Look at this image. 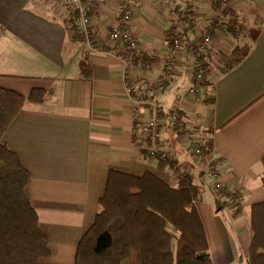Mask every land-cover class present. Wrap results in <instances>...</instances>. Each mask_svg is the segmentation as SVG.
<instances>
[{"label": "crops", "instance_id": "1", "mask_svg": "<svg viewBox=\"0 0 264 264\" xmlns=\"http://www.w3.org/2000/svg\"><path fill=\"white\" fill-rule=\"evenodd\" d=\"M131 1L140 46L134 73L147 85L164 79L165 90L149 87L148 94L164 111L179 108L194 131L189 139L161 123L149 143L168 153L176 168L137 143L152 115L148 107H135L124 65L108 52L121 0H108L93 17L99 51L88 50L68 28L67 9L55 12L48 0H0V87L26 97L37 87L52 89L42 103L27 100L3 136L31 170L26 191L52 249L41 262L75 264L80 239L100 210L109 170L117 169L150 171L172 186L181 173L189 174L200 188L197 208L214 264H249L251 207L264 201V0H229L234 13L224 19L237 18L236 35L220 26L212 32L214 0ZM175 25L186 44L178 68L166 76ZM205 27L213 36L208 75L189 94L196 83L193 47ZM244 44L251 45L249 53L228 67L234 48ZM84 51L91 78L80 73ZM202 139H212L213 150L195 155L194 142ZM210 166L219 170L222 188L239 192L241 200L218 210L217 199L228 197L215 189Z\"/></svg>", "mask_w": 264, "mask_h": 264}, {"label": "trees", "instance_id": "2", "mask_svg": "<svg viewBox=\"0 0 264 264\" xmlns=\"http://www.w3.org/2000/svg\"><path fill=\"white\" fill-rule=\"evenodd\" d=\"M213 5L218 10L220 0H214ZM232 13L230 7L224 18ZM64 21L73 29L77 16H65ZM237 24V19L225 21L215 16L212 32L214 26H220L236 35ZM250 49L249 44L236 46L228 67L241 62ZM79 67L82 76L91 78L88 51L83 52ZM51 90L37 87L26 97L0 87V264H44L41 259L52 253L26 191L31 170L3 141L23 104L27 100L46 101ZM166 116L162 110L160 117ZM212 150V139H208L202 153L209 154ZM162 159L176 168L169 156ZM179 177V184L172 186L150 171L137 175L110 169L105 192L99 200L100 210L80 239L75 264H214L197 208L200 188L189 174L181 173ZM262 179L264 184V175ZM218 192L228 197L225 201L217 199L218 210L243 197L225 188ZM250 230L248 262L264 264V201L251 207Z\"/></svg>", "mask_w": 264, "mask_h": 264}, {"label": "built area", "instance_id": "3", "mask_svg": "<svg viewBox=\"0 0 264 264\" xmlns=\"http://www.w3.org/2000/svg\"><path fill=\"white\" fill-rule=\"evenodd\" d=\"M108 0H63V4L67 9L68 16L75 14L77 16L76 26L73 28L75 34L85 42L88 50L99 51L100 48L95 42V34L93 30V17ZM229 0H220V6L214 13L216 17L224 19L225 12L230 8ZM195 10V7L192 9ZM174 19H178L177 11L171 9ZM133 8L131 0H121L120 15L117 23L109 32L108 41L110 48L108 52L113 53L124 65V74L127 84V90L132 95L136 108L148 107L151 112V119L144 126L142 137L137 141L141 150L148 149L152 155L158 153L162 158L169 156L166 152L158 151L155 147L149 145L150 141H155L157 137L158 127L161 123L166 124L175 133L182 134L189 139H194V131L187 124L185 117L181 114L179 108H172L166 111L165 119L160 117L162 109L158 102L148 94L149 87L163 91L166 88L164 79L157 81H149L148 85L138 75L134 73L135 64L139 59V41L135 31L132 29ZM237 18H232L236 20ZM183 32L175 25L170 33L171 52L165 63V75L173 74L178 68V54L181 48L186 44ZM213 36L209 27H205L202 31L201 40L193 47L195 62L193 65V77L196 83L189 89L188 93L194 94L198 90V85L202 84L207 79L208 75V58L207 54L212 45ZM204 141L199 140L194 142L193 152L195 155H203L202 147ZM211 176L213 177L215 189L223 187L219 180V170L209 167Z\"/></svg>", "mask_w": 264, "mask_h": 264}, {"label": "rangeland", "instance_id": "4", "mask_svg": "<svg viewBox=\"0 0 264 264\" xmlns=\"http://www.w3.org/2000/svg\"><path fill=\"white\" fill-rule=\"evenodd\" d=\"M48 2H50L51 4H52V8H54V10L53 11H55V12H58V13H60L61 11H63L64 10V8L66 9V7H63V5H62V0H56V2H55V0H48ZM205 4H206V2H204ZM50 5V4H49ZM65 6V5H64ZM41 7H44V6H41ZM201 7V6H200ZM40 8V7H39ZM194 7H192V9H193ZM197 8L199 9V5H197V7L195 8V10H194V12H196L197 11ZM193 11V10H192ZM263 24H264V20H263Z\"/></svg>", "mask_w": 264, "mask_h": 264}]
</instances>
